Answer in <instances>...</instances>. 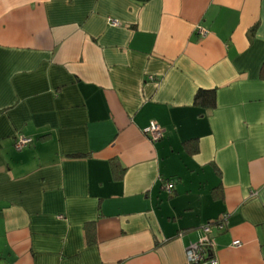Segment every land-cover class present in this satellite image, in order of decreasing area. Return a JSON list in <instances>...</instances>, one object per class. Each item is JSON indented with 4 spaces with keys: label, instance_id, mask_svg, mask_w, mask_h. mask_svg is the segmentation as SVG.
Returning <instances> with one entry per match:
<instances>
[{
    "label": "crops",
    "instance_id": "0c3cea01",
    "mask_svg": "<svg viewBox=\"0 0 264 264\" xmlns=\"http://www.w3.org/2000/svg\"><path fill=\"white\" fill-rule=\"evenodd\" d=\"M262 65L264 0H0V264H264Z\"/></svg>",
    "mask_w": 264,
    "mask_h": 264
},
{
    "label": "built area",
    "instance_id": "2783aa9c",
    "mask_svg": "<svg viewBox=\"0 0 264 264\" xmlns=\"http://www.w3.org/2000/svg\"><path fill=\"white\" fill-rule=\"evenodd\" d=\"M108 23L111 26L119 25L115 20H108ZM144 133L152 143H156L163 138L164 131L156 122L152 121L144 129ZM31 143L32 140L30 138L19 137L15 142V148L21 149L29 146ZM165 189L168 194H171L173 183L167 182ZM224 222H226V219H218L206 224L202 228L203 237L185 250L186 264H204L205 262L217 264L216 259L212 256V246L214 245L212 235L214 231H222L225 228ZM232 245L238 247L240 243L239 241H233Z\"/></svg>",
    "mask_w": 264,
    "mask_h": 264
},
{
    "label": "trees",
    "instance_id": "16d2710c",
    "mask_svg": "<svg viewBox=\"0 0 264 264\" xmlns=\"http://www.w3.org/2000/svg\"><path fill=\"white\" fill-rule=\"evenodd\" d=\"M259 77L261 80H264V65L261 66ZM194 101L196 104H199L204 109H214L216 106V93L214 90H198L196 92ZM87 232L88 233L86 234V243L88 245H91L94 242V235L93 232L89 229H87Z\"/></svg>",
    "mask_w": 264,
    "mask_h": 264
}]
</instances>
